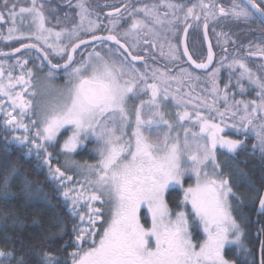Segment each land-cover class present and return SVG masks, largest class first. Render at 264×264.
I'll use <instances>...</instances> for the list:
<instances>
[{
  "label": "snow or ice",
  "instance_id": "1",
  "mask_svg": "<svg viewBox=\"0 0 264 264\" xmlns=\"http://www.w3.org/2000/svg\"><path fill=\"white\" fill-rule=\"evenodd\" d=\"M67 3L77 10L78 21L72 22L71 27L65 23L71 20L67 12L63 19L56 15L53 23L47 14L50 5L44 0H31L28 6L19 7L18 0H0V22L11 20L7 39L39 41L44 47L35 42L22 43L21 47L35 49L43 57L41 70L45 61L48 67L44 79L37 81L33 80L32 69L27 70V76L22 72L14 79L9 69V83L0 82V97H7L11 108L4 107L0 100V112L5 117V136L9 130H23L22 135L6 139V150L7 145L15 143L27 147V156L35 153L42 159L49 177L63 188L62 195L70 202L72 216H79L81 225L73 227L75 250L69 254L71 264H235L225 257L226 247L235 246L246 253L248 249L243 240L244 230L232 211V200L239 197L231 177L223 173L217 150L235 155L239 150H247L246 140L251 136V154L259 153L264 159V75L235 56L230 62L224 57L210 69L214 61L212 45H208L207 58L197 61L190 54L186 38L192 21L199 27L201 18L205 40L209 23L221 18L237 24L256 23L264 31V0H231L228 5L221 0H196L191 4L183 0H156L141 7L125 5L127 16L119 8L107 13V35L97 34L99 23L93 16L98 13L90 9L87 0ZM17 17L29 31H19ZM178 22L185 24L183 56L195 69L205 71L204 92L210 93L211 102L207 95L201 97L196 93L202 80L200 75L184 67L173 74L172 65L181 60L180 46L173 43ZM118 27H123L122 32L116 31ZM108 41L117 47L112 48L105 43ZM227 43L225 39L224 44ZM157 46L160 56L168 62L164 68L150 66L145 56L139 54ZM82 48L92 51L87 56L81 53L82 58L77 61L75 56ZM46 49H51V54L60 60L53 61ZM14 51L19 52L20 48ZM248 55L264 58V44L256 45V51L249 50ZM136 61H144L143 70ZM27 63L26 59L17 60L22 69ZM223 67L230 72L228 83L221 90ZM260 70L264 71V63ZM60 73L65 76V83L55 87L53 81ZM4 76L0 66V80ZM16 85L21 86V91L13 94L11 89ZM249 89L256 98L236 99L237 92L244 96ZM169 99L177 106L175 122L167 118L164 110ZM193 100L199 102L189 111L185 106ZM202 108L207 109V114ZM26 117L31 118L30 122H25ZM185 121L190 123L186 125ZM226 127L242 133L245 139L221 135ZM62 130L68 134L61 143L58 137ZM89 140L95 142L93 150L98 159L94 164H79L74 154ZM57 145L64 155L65 169H77L81 180L74 182L73 175L53 166L50 148ZM186 176L194 177L195 183L185 187ZM238 179L246 180L242 170ZM16 180H20L22 190L32 200L46 199L39 195V185H33L17 167L10 166L0 173V196L5 200L12 194ZM176 187L182 190L183 198L179 201L180 210L173 213L165 193ZM81 202L87 213L80 211ZM106 203L110 205L111 218L102 234H98L97 222L103 220ZM142 207H147L151 216L150 227L141 223ZM259 212L264 213V195L259 196ZM190 217L203 232L199 243L193 239ZM17 223L20 222L13 220L14 225ZM33 223H39V218L34 217ZM57 227L62 235L64 229L59 221ZM261 248L264 252V241ZM0 264L28 262L14 250L0 249ZM39 264L60 261L45 250Z\"/></svg>",
  "mask_w": 264,
  "mask_h": 264
},
{
  "label": "trees",
  "instance_id": "2",
  "mask_svg": "<svg viewBox=\"0 0 264 264\" xmlns=\"http://www.w3.org/2000/svg\"><path fill=\"white\" fill-rule=\"evenodd\" d=\"M228 2L229 0H224L225 5ZM225 32L228 35H233L235 41H240L241 43L240 46L233 45L231 48H228V52L226 53L220 51L214 67L224 57H227V62H230L234 56L242 59L247 57L252 58V56L248 55V51L245 50L248 49L246 46L249 45H242L243 42H249L252 50H256V45L263 44L264 42V31H261L258 25L256 28L237 26V29L234 31ZM208 33L213 41L215 39L214 35L217 33L216 29L213 31L210 27ZM225 39H228V43L230 42L229 37H225ZM221 47L219 46V48ZM258 62L260 63L261 61ZM40 63V61L30 60L22 69L19 65L16 64L14 67V64L8 62L3 65L5 71L4 77L9 83L7 76L9 69H11L12 77L14 78L21 75L22 72L27 76V70L32 69L34 72L33 80L44 79L48 69L44 66L43 70H41ZM229 72L230 70L227 67L221 68L220 87H224V84L228 83ZM200 76L202 80L198 85L204 86L203 81L207 79L206 73H200ZM65 80L64 75L58 74L53 83L63 86ZM232 83L233 89H235L234 78ZM11 91L15 93V88L11 89ZM237 97L240 99L256 98L255 92L251 89L244 96L238 94ZM4 118V114L0 112V173L4 172L10 166L17 167L22 177L26 176L33 185H39L41 187L42 191L39 195L46 196V199L32 200L26 196L22 190L20 180H16L12 184V194L8 199L5 200L0 196V249L5 251L14 250L17 255H23L28 264H39L40 255L45 250L54 254L59 259L60 264H65L66 261L67 264H71L69 254L75 250L73 227L74 225L77 227L81 225L79 216H72L70 202H66L62 195L63 188L59 187L49 177L48 167L43 165L42 159H38L35 153L27 156V147L15 143L7 145L6 150V139L11 140L13 135H22L23 130H18L15 133L9 130L8 135L5 136ZM30 119V117H26L25 122H30ZM233 138L235 139L234 136ZM58 139L62 143L65 136L61 134ZM94 143V141L89 140L84 147L80 148L74 154V158L79 164L96 163L98 156L93 150ZM30 146L28 145V147ZM50 151L53 153L52 164L54 167L59 166L68 174L73 175L74 182L82 179L77 169H65V158L59 152V145L55 148H50ZM218 159L223 173L231 177L232 187L239 197V199L233 198L232 211L237 222L244 230L243 240L248 249L247 253L237 248L226 249L225 257L230 261H234L235 264H258L257 252L259 243L261 240L264 241V213L258 215L256 210L259 196L264 189V159L260 158L259 153L238 157V154L231 155L225 151L218 152ZM241 170L246 174V180L238 179V173ZM165 199L172 212L175 213L180 210L178 206L179 201L182 199V191L171 188L166 192ZM110 210L111 208L108 204L103 207V220L97 222L96 231L98 234H102L103 227L108 222ZM80 211L83 213H87L88 211L83 202H81ZM140 216L145 222V209L140 211ZM34 217L39 218V223H33ZM254 218H257L256 223L253 221ZM13 220H17L20 223L14 225ZM57 221L61 223L64 229L62 235L58 234ZM84 223L87 226V219H85ZM259 226L262 229L261 233L258 232ZM193 233H197L196 229L193 230ZM97 239H99V235ZM262 257H264V252H261Z\"/></svg>",
  "mask_w": 264,
  "mask_h": 264
},
{
  "label": "flooded vegetation",
  "instance_id": "3",
  "mask_svg": "<svg viewBox=\"0 0 264 264\" xmlns=\"http://www.w3.org/2000/svg\"><path fill=\"white\" fill-rule=\"evenodd\" d=\"M30 2H31V0H18V7L21 5L22 6H28L30 4ZM44 2L47 5H50V9L47 11V14L52 17L53 23L55 22L56 15H59L63 19L66 12L71 15V20L65 22L68 27L72 26V22L78 21V17H76V15H75V12L77 10L75 8H69L67 0H44ZM73 2H75V0H73ZM154 2H156V0H87V4L90 7V9L94 10L95 13H98V16H93V19H96L99 23V29H98L97 34H103V35H107V27H109L108 17H107L108 12L115 11L116 8H119V9H121V13L123 15L127 16V11L125 10V7H124L125 5H130L131 7H141L144 4L151 5ZM183 2L191 4L193 2H196V0H183ZM221 2L224 4V0H221ZM230 3H231V0H229L227 5ZM17 10H18V8H17ZM5 15H7V13H5ZM192 23H193V27L189 28L188 35L186 38V43L188 45L190 54L193 56L194 59L199 61L201 59H206V57H207V47H206V44H205L204 39H203V28H204L203 27V18H201V21L198 22L199 27L195 26L197 24L196 21H192ZM210 23H211V25H210ZM210 23H209V27H208L207 31L211 27L212 29L213 28L216 29L217 33H220V32L226 33L225 31H230V32L234 31L235 29H237V26L238 27L239 26H242V27L247 26L250 28H256L257 27L256 23L237 24V23H232L231 21H226L223 18H221L219 22H216V23L210 22ZM10 26H11V20H9L7 23L0 22V52L6 53V52H10L12 50H15L16 48H22L21 47L22 43H29V42H35V43L39 44L41 47H44V45L41 44L39 41H29L27 39H24V40L7 39L8 35H9L8 28ZM123 26H126V24H124ZM184 27H185V24H183L181 22H178L176 25V28L178 29V31H177L176 37L173 39V43H176L180 46L181 60L177 61L174 65H172V71H173V74H176L180 67H184V68H188L190 71L194 72L195 74L200 75V73L202 74L203 72L194 70L192 65L188 62L187 58L183 56V49H182L181 41H182ZM17 28L19 29V31H23V32L29 31V28L26 24L20 23L19 17H17ZM122 30H123V27H118L116 29L117 32H122ZM217 33H216V35H214L215 39H213V41L210 38L212 47H213L214 52H215L214 64L217 61V57H218L220 51L226 53V52H228V48H231L233 45L240 46V43H241L240 41L239 42L235 41V39L233 38L234 36L229 34V35H227V37H229L230 42L227 44H224L225 37L218 36ZM18 34H19V32L17 33V35ZM218 41H219V43H218ZM232 41H235V44H233ZM105 43L111 45L112 48L117 47V45L112 44L110 41L105 42ZM244 44L251 45L249 42H243L242 45H244ZM219 46H222V47L219 48ZM143 47H147V46L142 45V48ZM225 48L227 49V51H225ZM46 50L51 54V49H46ZM99 50L105 51V52L107 51L106 48H100ZM90 51H92L91 48L80 49L78 51V53L76 54L75 59L77 61H79L82 58L81 53L83 56H87L88 52H90ZM139 54L142 56H145L146 61L152 67L164 68L165 65L168 63L162 56H160L159 46H157V49H155V50L150 49L148 53H145L144 51H140ZM38 56L40 57V59H37ZM153 56L155 57V59H153ZM51 58L53 59V61L60 60V57L56 56L55 54H51ZM25 59L28 61L31 60V61H40L41 62V60L43 58H42L41 54L38 53L36 50L26 49V50H23L17 54H14L13 56L2 57V58H0V61L4 60L7 63L8 62L12 63V64H14V67H15V65L17 64V60L23 61ZM117 59H122V57H117ZM249 59L253 62L254 61H261L260 65L262 63H264V60L259 59V56H252V58H249ZM135 63L137 64L139 69H141V70L144 69V61H137ZM251 65L253 67L256 66L254 63ZM234 136H235V139H245V137L242 133L238 134L235 132ZM253 142H254L253 139L251 138V136H249V138L246 140L247 150H239L236 153V154H238V157H241V155L251 154V145ZM238 160H239V158H238ZM253 221L257 222V218H254ZM229 248L235 249L236 247L235 246L226 247V249H229Z\"/></svg>",
  "mask_w": 264,
  "mask_h": 264
},
{
  "label": "rangeland",
  "instance_id": "4",
  "mask_svg": "<svg viewBox=\"0 0 264 264\" xmlns=\"http://www.w3.org/2000/svg\"><path fill=\"white\" fill-rule=\"evenodd\" d=\"M263 44H264V42H263ZM246 48H248V49H245V50H247V51H249V50H252V49H249V47L248 46H246ZM252 51H256L255 49L254 50H252ZM248 58V57H247ZM247 58H244V60L246 61V63L249 65V67L250 68H252L254 71H258V72H260V74L261 75H264V71H261L260 70V63L258 62V61H251L249 58L247 59ZM3 62H4V60H1L0 61V66H3ZM255 64L256 66L255 67H253L251 64ZM13 79H14V77H13ZM41 79V78H40ZM37 80H39V79H34V81H37ZM41 80H43V78L41 79ZM0 82H2L3 84H5V85H7L8 84V82L6 81V79H5V77L2 79V80H0ZM246 83V82H245ZM53 85L55 86V87H61V86H59L58 84H55V83H53ZM221 88V90H223V87H220ZM196 90L198 91H196L197 93H200L201 92V94H200V96L201 97H203V96H205V95H207L208 97H209V102H211V96H210V93H205L204 92V86H201V85H197V88H196ZM18 91H21V86L20 85H16L15 86V92H18ZM173 91H174V89H173ZM185 91H188V89L187 88H185ZM233 91H236V89H233ZM13 94H15L14 92H13ZM196 93H193V95H195ZM239 93L237 92V94H236V97H237V95H238ZM247 94V93H246ZM231 95H232V93L230 92L229 93V96L231 97ZM2 99V101L4 102V107H7L8 109H10L11 108V104H10V102L8 101V98L7 97H1ZM186 98H188V99H191V97H186ZM236 99H240L239 97H237ZM199 101H197V100H193V103L192 104H187L185 107L189 110V111H191L192 110V107H193V104L194 103H198ZM221 103V106H222V104H223V102L221 101L220 102ZM165 113L167 114V118H169V119H171V120H173L174 122L178 119L177 118V116H176V112H177V106L171 101V99H169V101H167L166 102V105H165ZM181 111H183L184 109H180ZM201 111L202 112H204L205 114H207V109H201ZM213 115H215L214 113H213ZM190 122L189 121H185V124L187 125V124H189ZM130 129V131L128 132V135L130 136L131 135V128H129ZM195 130L196 131H199V128H198V126H195ZM234 132H236L235 131V129H233V128H231V127H226L225 128V131L221 134V135H225V136H227V137H229V138H232V139H234L233 138V134H234ZM237 133V132H236ZM62 134L65 136V139L67 138V134L68 133H66L65 132V130H62ZM180 135H181V137H183V131L181 130L180 131ZM218 152L219 151H225L226 152V150H222V149H218L217 150ZM185 180H187V182H185ZM195 183V178L194 177H192V178H189V177H185V179H184V186L185 187H187L189 184H194ZM171 189V188H170ZM176 189H180L179 187H176ZM181 190V189H180ZM182 191V190H181ZM166 194V193H165ZM182 198H183V192H182ZM166 200V199H165ZM97 203V205L99 206V202H96ZM107 205V203L106 204H104L103 205V207H105ZM143 209H145V214H146V217H145V222L143 221V219H142V217L140 216V212H139V216H140V219H141V223H143V224H146V226H148V227H150L151 226V216H150V214L148 213V210H147V207H142L141 209H140V211L141 210H143ZM188 209H189V212H190V205L188 206ZM110 218H111V210H110V213H109V219H108V221L110 220ZM190 224H192V227H191V232H192V235H193V239H194V241L196 242V243H199L200 241H201V239H202V237H203V232H202V230L199 228V226H198V224L197 223H195L194 221H193V219H192V217H190ZM84 225H85V223H84ZM86 226V225H85ZM194 229H196V234H194L193 233V230Z\"/></svg>",
  "mask_w": 264,
  "mask_h": 264
},
{
  "label": "water",
  "instance_id": "5",
  "mask_svg": "<svg viewBox=\"0 0 264 264\" xmlns=\"http://www.w3.org/2000/svg\"><path fill=\"white\" fill-rule=\"evenodd\" d=\"M204 33H205V30H204V28H203V39H204V42H205V44H206V47H207V51H208V45H209V43H210V39H209V36H208V39L207 40H205V35H204ZM183 40H185V34H184V32H183V36H182V41ZM211 44V43H210ZM181 45H182V49L184 48V45L181 43ZM22 50H26L25 48H20V51L19 52H21ZM33 50H35V49H33ZM19 52H15V51H11V52H7L6 54L7 55H0V57H2V56H11V55H14V54H16V53H19ZM214 52V51H213ZM43 58V57H42ZM187 58V57H186ZM207 58V57H206ZM214 58H215V53H214ZM137 62V61H136ZM214 62V61H213ZM45 64L47 65V62L45 61ZM192 65V64H191ZM193 66V65H192ZM212 66V65H211ZM211 66H210V68H211ZM197 70H199V71H204V70H200V69H197ZM262 195H264V190L262 191ZM257 214H262L261 212H259V203H258V206H257ZM258 231H259V233H261V231H262V229H261V227L258 229ZM261 243H262V241H260V243H259V247H258V264H261V251H262V248H261Z\"/></svg>",
  "mask_w": 264,
  "mask_h": 264
}]
</instances>
